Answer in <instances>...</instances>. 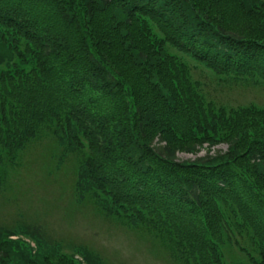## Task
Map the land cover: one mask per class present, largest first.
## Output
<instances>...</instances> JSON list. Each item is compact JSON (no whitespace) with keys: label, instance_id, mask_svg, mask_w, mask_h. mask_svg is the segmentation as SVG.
I'll return each mask as SVG.
<instances>
[{"label":"trees","instance_id":"obj_1","mask_svg":"<svg viewBox=\"0 0 264 264\" xmlns=\"http://www.w3.org/2000/svg\"><path fill=\"white\" fill-rule=\"evenodd\" d=\"M261 4L0 0V198L30 148L47 141L71 161L78 201L173 264H226L222 247L235 233L254 238L264 256V123L225 121L220 134L223 112L202 108L173 50L224 80L264 86ZM238 124L257 131L230 138ZM219 140L229 151L178 159L180 149L196 153ZM24 217L0 222V264L12 254L21 264H75L10 240L20 230L55 244Z\"/></svg>","mask_w":264,"mask_h":264},{"label":"rangeland","instance_id":"obj_2","mask_svg":"<svg viewBox=\"0 0 264 264\" xmlns=\"http://www.w3.org/2000/svg\"><path fill=\"white\" fill-rule=\"evenodd\" d=\"M259 2L264 8V0ZM261 32L260 35H264V30ZM173 50L187 63L193 87L202 97V108L211 113L223 112L219 119L221 125L217 124L220 134L222 130L226 131V122L231 124L235 120L263 125V114L252 113L255 108L264 111V86L244 80H224L203 63ZM254 131L238 124L230 138L246 139ZM227 141L219 140L212 148L205 142L196 153L180 149L178 159L196 160L205 156L209 149L212 154L225 153L230 149ZM50 149H47V141L32 146L24 156L23 164L12 172L10 188L0 198V222L11 224L15 222L14 218L24 214L26 221L43 225L55 244L39 242L20 230L5 237L22 240L33 255L53 248L54 254L63 253L75 264H88V253L96 264H173L167 255L156 253L151 242L137 236L135 231L100 217L90 205L78 201L74 194L76 174L71 161L63 162V156L53 155ZM255 242L252 237L232 234L222 247L226 264H264L260 263L264 256ZM71 259L68 260L72 262ZM62 260L67 258H55L54 264H60ZM7 264L21 263L12 254Z\"/></svg>","mask_w":264,"mask_h":264}]
</instances>
